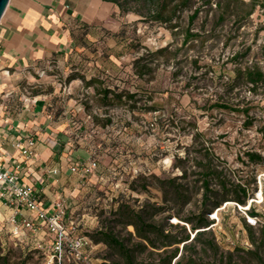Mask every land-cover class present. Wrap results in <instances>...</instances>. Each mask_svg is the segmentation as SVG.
<instances>
[{
  "label": "rangeland",
  "instance_id": "obj_1",
  "mask_svg": "<svg viewBox=\"0 0 264 264\" xmlns=\"http://www.w3.org/2000/svg\"><path fill=\"white\" fill-rule=\"evenodd\" d=\"M119 1L128 10L122 12L115 4L121 25L111 28L109 46L95 59L102 63L97 77L103 86L98 87L135 96L126 103L105 104L96 86L82 91L84 109L92 112L89 117L77 114L76 121L84 125L77 146L85 152L78 168L93 161L97 165L88 175H76L71 185L74 193L67 194L70 206L65 220L74 221V232L88 239L85 248L95 251V263L102 264L109 251L102 242L95 243L90 233L110 217L117 200L125 197L134 206L164 205L156 177H175L185 169L186 179L178 180L185 182L200 170L197 163L213 159L218 170L234 181L255 177L257 188L250 183L247 204L251 202L258 213L252 225L258 240L264 228V194L260 197L257 192L264 191V175L261 183L257 177L264 173V163L249 162L244 152L264 156V86L253 89L251 83L235 76L237 68L254 64L264 70V0H256L247 18L230 16L222 22L217 20L216 0H191L189 7L177 11L167 23L144 20L148 8L143 1ZM185 30L196 36L185 40ZM123 100L127 101L126 96ZM215 103L238 110L219 109L213 107ZM244 107L248 113L241 112ZM196 199L184 208V214L196 210ZM243 209L234 201L222 202L211 226L220 249L236 252L228 264H255L245 253L254 246ZM165 216L161 213L153 220ZM169 223L182 225L184 221L172 216ZM15 226L0 209V264H47L49 235ZM116 229L122 235L134 232L131 225ZM95 244L99 245L93 248ZM145 256L146 252L138 259ZM198 261L220 264L206 256Z\"/></svg>",
  "mask_w": 264,
  "mask_h": 264
},
{
  "label": "crops",
  "instance_id": "obj_2",
  "mask_svg": "<svg viewBox=\"0 0 264 264\" xmlns=\"http://www.w3.org/2000/svg\"><path fill=\"white\" fill-rule=\"evenodd\" d=\"M119 13L108 0H9L0 19V163H19L18 179L33 186L47 210L56 202L70 206L76 175L90 174L83 169L89 162L78 168L84 125L76 118L92 112L84 109L82 91L103 86L95 59L121 25ZM28 139L34 144L25 158L16 144L26 147ZM0 209L7 218L13 213L3 202ZM85 251L86 261L66 264H98L95 251Z\"/></svg>",
  "mask_w": 264,
  "mask_h": 264
},
{
  "label": "trees",
  "instance_id": "obj_3",
  "mask_svg": "<svg viewBox=\"0 0 264 264\" xmlns=\"http://www.w3.org/2000/svg\"><path fill=\"white\" fill-rule=\"evenodd\" d=\"M108 1L118 5L122 12L128 10L119 0ZM140 1L147 3L148 9L144 20L158 23L171 22L177 11L189 7L191 3V0H177V3H174L176 0ZM205 1L210 3L212 0ZM172 3L174 4L171 6ZM256 4V0H250V2L216 0V6L220 9L217 20L222 22L230 16L234 20L247 18L253 13ZM197 13L198 7L189 16L190 22ZM194 36L196 35L185 30V40ZM237 57L235 56V59ZM235 78L251 83L253 89L264 86V70L255 64L242 69L237 68ZM92 82L91 79L89 83ZM98 93L101 94L105 104L114 101L126 103L135 96L110 88H103ZM110 94H112L111 97H109ZM123 96H126L127 101L123 100ZM213 107L238 110L226 103H215ZM248 111V107L241 109L243 113H248ZM247 124L249 125V122ZM244 155L251 163H263V156L256 151L248 150L244 152ZM242 162L247 164L245 160ZM220 164L222 163L220 162ZM176 166L182 167L178 163ZM195 166L200 170L193 172L195 177L187 179L185 182L178 181L186 179L187 171L185 169L175 177H156L157 185L164 194V205L142 203L134 206L125 197L117 200V207H113L109 212L110 217L105 218L101 226L90 233V238L95 243L102 242L109 251L102 264H201L198 261L200 256L202 259L206 256L212 262L228 264L226 261L234 258L236 252L225 253L220 249L211 229L214 221L209 219V215L225 201H234L245 206L247 199L251 196L248 192L249 186L253 184V188H257L256 179L255 177L251 179L237 178L234 181L224 174L222 169L218 170V165L214 163L213 159H208L205 163H197ZM146 185L147 183H145ZM196 197V210L184 214V208ZM161 213H166L165 219L154 221L153 218ZM247 213L258 216L252 204H250ZM172 216L184 221V224L169 223ZM117 225H121L122 228L131 225L134 232L122 235L120 230L116 229ZM247 225L254 249L245 253L251 255V262L264 264V257L261 256V250L264 249V228L260 229V237L257 240L253 226ZM191 233L194 234L193 237H191ZM180 244L181 247H179ZM145 252L146 256L138 259V256Z\"/></svg>",
  "mask_w": 264,
  "mask_h": 264
},
{
  "label": "built area",
  "instance_id": "obj_4",
  "mask_svg": "<svg viewBox=\"0 0 264 264\" xmlns=\"http://www.w3.org/2000/svg\"><path fill=\"white\" fill-rule=\"evenodd\" d=\"M18 142L16 145L21 149V154L28 158L32 154V139H28L26 147L21 146ZM263 156V155H262ZM264 163V156H263ZM95 161L89 165L83 166L86 172H90L96 167ZM20 168L17 163L12 168L6 167L0 163V203L3 202L13 210L9 220L12 224L26 227L33 232H44L49 235V242L46 251L47 264H66L78 263L86 261L87 255L85 247L88 240L85 236L78 235L74 232L76 225L74 221H66V207L61 202H56L53 210L45 209L40 199L37 197L33 186L20 182L16 171ZM263 174L258 175L257 181L261 183ZM264 194L263 189L257 192V196ZM249 206L251 202L248 203ZM241 207L239 204H237ZM244 208L247 223L255 225L257 223V216H252L247 213L248 208ZM25 209L31 213V217H24L21 213ZM218 208L210 213L211 220L217 219ZM214 223V222H213ZM213 225V224H212ZM211 225V226H212ZM191 233V237H193Z\"/></svg>",
  "mask_w": 264,
  "mask_h": 264
},
{
  "label": "water",
  "instance_id": "obj_5",
  "mask_svg": "<svg viewBox=\"0 0 264 264\" xmlns=\"http://www.w3.org/2000/svg\"><path fill=\"white\" fill-rule=\"evenodd\" d=\"M9 0H0V19L8 5Z\"/></svg>",
  "mask_w": 264,
  "mask_h": 264
},
{
  "label": "bare ground",
  "instance_id": "obj_6",
  "mask_svg": "<svg viewBox=\"0 0 264 264\" xmlns=\"http://www.w3.org/2000/svg\"><path fill=\"white\" fill-rule=\"evenodd\" d=\"M261 197V196H260ZM241 206V205H240ZM245 208H248L249 207V204H246L245 206H244Z\"/></svg>",
  "mask_w": 264,
  "mask_h": 264
}]
</instances>
